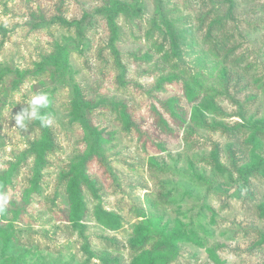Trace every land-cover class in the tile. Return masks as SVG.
Returning <instances> with one entry per match:
<instances>
[{
    "label": "rangeland",
    "instance_id": "1",
    "mask_svg": "<svg viewBox=\"0 0 264 264\" xmlns=\"http://www.w3.org/2000/svg\"><path fill=\"white\" fill-rule=\"evenodd\" d=\"M119 1L130 12L111 23L100 9L113 0H0V174L19 165L1 193L0 264H130L128 240L142 227L154 231L146 248L171 229L191 234L173 242L168 264H264V169L239 174L264 158V0ZM59 48L62 72L54 63L30 73ZM75 87L101 137V156L84 165L94 191L81 182L78 222L66 190L87 147L70 114ZM40 92L51 148L34 187L26 151L41 129H16L11 115ZM98 205L118 228L96 220Z\"/></svg>",
    "mask_w": 264,
    "mask_h": 264
},
{
    "label": "trees",
    "instance_id": "2",
    "mask_svg": "<svg viewBox=\"0 0 264 264\" xmlns=\"http://www.w3.org/2000/svg\"><path fill=\"white\" fill-rule=\"evenodd\" d=\"M100 12L104 13L109 21L112 23L114 17L119 13H129V7L124 2L119 0H113V2L106 7H102ZM84 20V19H82ZM160 21L166 29V32L171 38V43L173 45L176 44L175 38V28L172 23L166 19L164 15H161ZM0 30H3L0 28ZM223 47L214 45L213 53L218 54L222 51ZM59 50V51H58ZM55 55L44 58L34 70L30 71L32 75L39 74L46 68L49 64H57L59 70L62 72V68H66L65 58L63 54V48H59ZM3 76V71L0 70V79ZM23 75L15 74L14 78L11 81V86L16 88ZM73 97L70 101V114L72 118L79 122L81 125L84 137L86 140V150L83 153L80 162L77 165H72L67 182V194L69 201V211L68 218L72 221L78 222L85 214L86 206L81 196V187L80 184L85 183L88 184V188L94 191L92 184H90L87 180V177L84 173L85 163L89 159L91 154H100V143L101 137L100 133L97 131L95 126L91 123L89 118V111L92 109V103H89L82 94L79 89L75 87ZM44 113V110H42ZM192 121L198 124H202V114L200 113V109L195 107L192 115ZM161 122V125L164 124L162 119H158ZM159 122V123H160ZM35 124L41 129V138L39 140H35L30 143L29 149L26 151V154L34 155V187L38 183V179L41 173V170L45 164V151L51 148L50 140L48 138V132L46 127H41L39 121H35ZM164 128V125H162ZM17 161H12L9 164V167L6 171L0 174V194L2 193L4 187L9 184L12 180V176L18 172L19 165H17ZM264 169V158L259 159L254 165H247L239 170V174L241 176V181L247 179L250 174L260 172ZM84 181V182H83ZM94 216L96 220L105 228L114 230L119 226L118 216L111 211L104 210L101 206H96L94 208ZM264 217V212L262 214ZM191 236V234H187L186 231H183L179 237L174 233L171 229L168 232V237L166 241L156 242L151 248H146V244L154 238V231H149L146 227L135 229V233L131 235L128 240L129 248L133 251V257L130 260V264H168L172 257L175 255L176 246L173 242L176 239H187ZM264 238V237H263ZM7 243L5 244V246ZM173 250V253L170 255H162L164 251ZM109 264V263H107Z\"/></svg>",
    "mask_w": 264,
    "mask_h": 264
},
{
    "label": "clouds",
    "instance_id": "3",
    "mask_svg": "<svg viewBox=\"0 0 264 264\" xmlns=\"http://www.w3.org/2000/svg\"><path fill=\"white\" fill-rule=\"evenodd\" d=\"M21 104L26 106L21 107L19 112L11 115L12 120L15 121L14 128L27 131V122L31 121H39L41 127H47L52 123L51 117L42 113V110L49 106V96L46 92L33 94L29 101ZM8 200L9 198L6 194H0V213L6 209Z\"/></svg>",
    "mask_w": 264,
    "mask_h": 264
}]
</instances>
